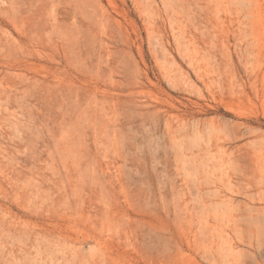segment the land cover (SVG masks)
Here are the masks:
<instances>
[{
	"label": "rangeland",
	"instance_id": "rangeland-1",
	"mask_svg": "<svg viewBox=\"0 0 264 264\" xmlns=\"http://www.w3.org/2000/svg\"><path fill=\"white\" fill-rule=\"evenodd\" d=\"M0 264H264V0H0Z\"/></svg>",
	"mask_w": 264,
	"mask_h": 264
}]
</instances>
